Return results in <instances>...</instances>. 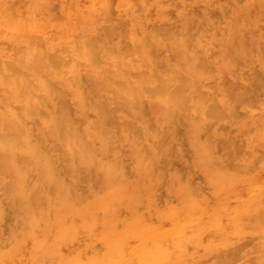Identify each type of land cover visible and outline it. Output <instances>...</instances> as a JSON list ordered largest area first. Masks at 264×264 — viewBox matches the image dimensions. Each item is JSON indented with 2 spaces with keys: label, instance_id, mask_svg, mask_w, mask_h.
Returning <instances> with one entry per match:
<instances>
[{
  "label": "rangeland",
  "instance_id": "374dc122",
  "mask_svg": "<svg viewBox=\"0 0 264 264\" xmlns=\"http://www.w3.org/2000/svg\"><path fill=\"white\" fill-rule=\"evenodd\" d=\"M262 24L264 0H0V264H264Z\"/></svg>",
  "mask_w": 264,
  "mask_h": 264
},
{
  "label": "bare ground",
  "instance_id": "6f19581e",
  "mask_svg": "<svg viewBox=\"0 0 264 264\" xmlns=\"http://www.w3.org/2000/svg\"><path fill=\"white\" fill-rule=\"evenodd\" d=\"M142 1H143V0H142ZM146 2H147V1H146ZM150 2H151V1H150ZM206 2H207V1H206ZM142 3H143V2H142ZM256 3H257V2H256ZM260 4H261V3H260ZM136 5H137V4H136ZM136 5H135V6H136ZM144 5H145V4H144ZM204 5H205V4H204ZM258 6H260V5L258 4ZM205 7H206V6H205ZM205 7H204V8H205ZM208 7H210V5L207 6V9H208ZM221 7H222V6H221ZM223 7H224V6H223ZM211 8H212V7H211ZM211 8H210V9H211ZM224 8H225V7H224ZM179 9H180V8H179ZM213 9H214V7H213ZM253 9H254V8H253ZM253 9H252V10H253ZM146 10H147V9H146ZM208 10H209V9H208ZM208 10H207V11H208ZM216 10H217V9H216ZM224 10H225V9H224ZM131 11H133V10H131ZM137 11H139V10H137ZM205 11H206V10H205ZM205 11H204V12H205ZM135 12H136V11H135ZM140 12H141V10H140ZM146 12H147V11H146ZM260 12H261V11H260ZM166 13H167V12H166ZM206 13H207V12H206ZM137 15H138V14H137ZM167 15H168V14H167ZM200 15H201V14H200ZM259 16H260V15H259ZM177 17H178V16H177ZM199 17H200V16H199ZM209 17H210V16H209ZM257 17H258V16H257ZM142 19H143V18H142ZM178 19H180V18H178ZM195 19L198 20L197 18H195ZM195 19H194V20H195ZM206 19H207V18H206ZM139 20H141V18H140ZM205 21H206V20H205ZM191 22L193 23V21H191ZM254 22H255V21H254ZM254 22H253V23H254ZM187 23H188V22H187ZM261 23H262V22H261ZM190 24H191V23H190ZM193 24H194V23H193ZM193 24H191V25H193ZM199 24H200V23H199ZM207 24H208V23H207ZM146 25H147V24H146ZM200 25H201V24H200ZM205 25H206V24H205ZM214 26H215V24H214ZM254 26H255V25H254ZM256 26L258 27L257 24H256ZM256 26H255V27H256ZM262 26L264 27L263 24H262ZM153 27L155 28V26H153ZM157 27H158V26H157ZM198 27H199V26H198ZM241 27H242V26H241ZM145 28H146V27H145ZM190 29H191V28H190ZM232 29H233V28H232ZM241 29H242V28H241ZM254 29H255V28H254ZM148 30H149V29H148ZM151 30H154V29H151ZM221 30H222V28H221ZM96 31H97V30H96ZM161 31H163V30H161ZM169 31H170V28H169ZM184 31H185V30H184ZM189 31H191V30H189ZM258 31H259V30H258ZM260 31H261V30H260ZM167 32H168V30H167ZM191 32H192V31H191ZM143 33H144V32H143ZM163 33H164V31H163ZM168 33H169V32H168ZM242 33H243V32H242ZM258 33H260V32H258ZM96 34H97V35H96ZM96 34H95V35L98 36V33H97V32H96ZM158 34H159V33H158ZM188 34H190V33H188ZM90 35H91V34H90ZM228 35H229V34H228ZM141 36H144V35H141ZM161 36H162V35H161ZM169 36H170V35H169ZM222 36H223V35H222ZM230 36H231V35H230ZM87 37H90V36H87ZM106 37H107V36H106ZM145 37H146V36H145ZM154 37H155V36H154ZM96 38H98V37H96ZM164 38L166 39L165 36H164ZM258 38H261V37L258 36ZM155 39H156V38H155ZM32 40H33V39H32ZM86 40H87V38H86ZM182 40H183V39H182ZM190 40H191V39H190ZM26 41H27V40H26ZM36 41H37V40H36ZM84 41H85V40H83V42H84ZM78 42H80V41H78ZM88 42L91 43V42H93V41L89 40ZM98 42H99V41H98ZM145 42H147V41H145ZM201 42H202V41H201ZM258 42H259V41H258ZM147 43H149V42H147ZM158 43H159V42H158ZM244 43H245V42H244ZM34 44H35V43H34ZM37 44H38V43H37ZM67 44H68V43H67ZM77 44H78V43H77ZM96 44H98V43L96 42ZM96 44H94V45H91V44H90V45H91V46H89L90 48L88 47L89 49H92L91 47L94 46L93 49H92V53H94V54L92 55L93 57H95L94 55H95V53H96V51H94V50H95V47H96V49H97V45H96ZM183 44H184V43H183ZM183 44H181V46H182ZM197 44L200 45L201 43H197ZM255 44H256V43H255ZM25 45H26V44H25ZM32 45H33V43H32ZM62 45H63V44H62ZM69 45H70V44H69ZM71 45H72V44H71ZM78 45L80 46V44H78ZM84 45H85V43H84ZM262 45H263V44H262ZM40 46H41V45H40ZM59 46H61V45L59 44ZM64 46H66V45H64ZM67 46H68V45H67ZM74 46H77V45H74ZM100 46H101V45H100ZM105 46H106V45H105ZM148 46H149V45H148ZM184 46H185V45H184ZM196 46H197V45H196ZM200 46H201V45H200ZM80 47H81V46H80ZM85 47H86V45H85ZM101 47H102V46H101ZM122 47H123V46H122ZM198 47H199V46H198ZM198 47H197V48H198ZM230 47H231V46H230ZM25 48H26V47H25ZM25 48H24V49H25ZM38 48H39V47H38ZM67 48H68V47H67ZM67 48H66V51H67ZM88 48H87V49H88ZM107 48H108V47H107ZM107 48H105V49H107ZM195 48H196V47H195ZM200 48H201V47H200ZM263 48H264V47H263ZM40 49H41V48H40ZM80 49H81V48H80ZM98 49H99V48H98ZM105 49H104V50H105ZM109 49H110V48H108V50H109ZM113 49H114V48H113ZM113 49H110L111 52H112ZM149 49H150V48H149ZM183 49H184V48H183ZM233 49H234V48H233ZM261 49H262V48H261ZM261 49H259V50H261ZM30 50H32V49H30ZM52 50H53V49H52ZM75 50H76V49H75ZM121 50H123V49H121ZM121 50H120V52H118V51H116V50H115V51L113 50V52L116 53V54H117V52H118V53L120 54V53H121ZM184 50H185V49H184ZM228 50H229V49H228ZM244 50H245V48H244ZM262 50H263V49H262ZM22 51H23V50H22ZM25 51H26V50H25ZM56 51H57V50H56ZM56 51H55V52H56ZM78 51H79V50H78ZM78 51H77V52H78ZM81 51H82V50H81ZM150 51H151V50H150ZM155 51H156V50H155ZM194 51H195V49H194ZM222 51H223V50H222ZM235 51H236V50H235ZM30 52H31V51H30ZM33 52H35V51H33ZM52 52H53V51H52ZM55 52H54V54H55ZM85 52H87V51H85ZM88 52H89V50H88ZM90 52H91V50H90ZM153 52H154V51H153ZM183 52L185 53V51H183ZM195 52H196V51H195ZM250 52H251V51H250ZM50 53H51V52H50ZM128 53H130V52H128ZM145 53H146V52H145ZM184 53H183V54H184ZM199 53H200V52H199ZM201 53H202V52H201ZM203 53H204V52H203ZM260 53H261V51H260ZM77 54H78V53H77ZM84 54H85V53H84ZM108 54H109V53H108ZM119 54H117V56H118ZM147 54H148V53H147ZM153 54H154V53H153ZM197 54H198V53H197ZM243 54H244V53H243ZM261 54H262V53H261ZM27 55H29V54H27ZM27 55H25V56H27ZM69 55H70V54H69ZM80 55H81V53H80ZM110 55H111V54H110ZM150 55L152 56V54H150ZM154 55H155V54H154ZM156 55H157V54H156ZM192 55H193V54H192ZM198 55H199V54H198ZM105 56H106V55H105ZM123 56H124V55H123ZM194 56H195V55H194ZM231 56H232V55H231ZM33 57H34V56H33ZM42 57H43V56H42ZM80 57H81V56H80ZM130 57H131V54H130ZM137 57H138V56H137ZM154 57H156V56H153V58H154ZM166 57H167V56H166ZM204 57H205V56H204ZM260 57H261V56H260ZM64 58H65V57H64ZM70 58H71V57H70ZM87 58H88V57H87ZM91 58H92V57H91ZM91 58H90V59H91ZM168 58H169V57H168ZM198 58H199V57H198ZM232 58H233V57H232ZM261 58H262V57H261ZM263 58H264V54H263ZM6 59H7V58H6ZM27 59H28V58H27ZM42 59H43V58H42ZM65 59H66V58H65ZM68 59H69V57H68ZM92 59H94V58H92ZM151 59H152V58H151ZM207 59H208V58H207ZM259 59H260V58H259ZM0 60H1V59H0ZM4 60H5V59H4ZM4 60H3V61H4ZM8 60H9V59H8ZM29 60H30V59H29ZM45 60H46V59H45ZM45 60H44V61H45ZM66 60H67V59H66ZM70 60H71V59H69V61H70ZM94 60H95V59H94ZM94 60H92V61H94ZM97 60H98V59H97ZM152 60H154V59H152ZM197 60H198V59H197ZM236 60H237V59H236ZM241 60H242V58H241ZM9 61H11V60H9ZM30 61H31V60H30ZM49 61H51V59H50ZM54 61H55V60H54ZM69 61H68V62H69ZM88 61H89V60H88ZM92 61H91V62H92ZM159 61H160V60H159ZM228 61H229V59H228ZM259 61H260V60H259ZM4 62H5V61H4ZM23 62H24V61H23ZM41 62H42V61H41ZM95 62H96V61H95ZM117 62H118V61H117ZM190 62H191V61H190ZM234 62L236 63V61H234ZM43 63H44V62H43ZM46 63H47V62H45V64H46ZM61 63H62V62H61ZM63 63H64V62H63ZM63 63H62V64H63ZM253 63H254V62H253ZM3 64H4V63H3ZM5 64H6V62H5ZM39 64H40V63H39ZM45 64H44V65H45ZM64 64H66V62H65ZM67 64H68V63H67ZM67 64H66V65H67ZM97 64H98V63H97ZM136 64H137V63H136ZM210 64H211V63H210ZM1 65H2V64H1ZM1 65H0V68H2ZM50 65H52V64H50ZM90 65H91V64H90ZM118 65H119V64H118ZM140 65H141V64H140ZM155 65H156V64H155ZM195 65H196V64H195ZM199 65H200V64H199ZM233 65H234V63H233ZM250 65H251V64H250ZM263 65H264V64H263ZM19 66H21V65H19ZM28 66H29V65H28ZM28 66H27V68H28ZM57 66H58V63H57ZM63 66H64V65H63ZM91 66H92V65H91ZM134 66H135V65H134ZM246 66H249V65H246ZM253 66H255V64H254ZM4 67L6 68V65H4ZM64 67H65V66H64ZM143 67H145V66H143ZM170 67H171V66H170ZM179 67H180V66H179ZM243 67H244V66H243ZM255 67H256V66H255ZM30 68H31V67H30ZM42 68H43V67H42ZM49 68H50V67H49ZM51 68H52V67H51ZM158 68H159V67H158ZM174 68H175V67H174ZM199 68H200V67H199ZM199 68H198V69H199ZM211 68H212V67H211ZM249 68H251V66H250ZM249 68H248V69H249ZM256 68H257V67H256ZM15 69H16V67H15ZM19 69H20V68H19ZM40 69H41V67H40ZM43 69H44V68H43ZM150 69H151V68H150ZM161 69H163V68L161 67ZM201 69H202V68H201ZM243 69H244V68H243ZM245 69H246V68H245ZM20 70H21V69H20ZM78 70H79V69H78ZM112 70H113V69H112ZM143 70H144V69H143ZM206 70L208 71V68H206ZM206 70H205V71H206ZM258 70H259V69H258ZM263 70H264V69H263ZM5 71H6V70H5ZM8 71H10V70H8ZM8 71H6L8 77H10L11 75L14 76V74H15V71H14V70H11V71L14 72V74H12V72H10V74H9ZM18 71H19V70H17V72H16L17 74H18V73L21 74V73L23 72V71H22V72L20 73V72H18ZM27 71H28V70H27ZM35 71H36V70H35ZM152 71H153V68H152ZM165 71H166V70H165ZM170 71H171V70H170ZM172 71H173V70H172ZM174 71H175V70H174ZM202 71H204V70H202ZM246 71H247V70H246ZM254 71H255V69L253 70V72H252V70H251V72H252L253 74H255V72H256V73L260 72V71H258V72H257V71L254 72ZM1 72L4 73L3 71L0 70V73H1ZM62 72H63V71H62ZM146 72H147V71H146ZM153 72H154V73H153ZM153 72H151V73H153V74H151V75L156 76V75H155V71H153ZM177 72H178V71H177ZM179 72H180V71H179ZM179 72H178V73H179ZM183 72H184V71H183ZM231 72H232V71H231ZM231 72H230V73H231ZM251 72H249V73H250L249 75H250V77L253 78L254 75L251 74ZM24 73H26V72H24ZM77 73H78V72H77ZM96 73H97V72H96ZM102 73H103V72H102ZM147 73H148V72H147ZM165 73H167V71H166ZM171 73H172V72H171ZM173 73H174V72H173ZM235 73H236V72H235ZM244 73H245V72H244ZM260 73H262V71H261ZM5 74H6V73H5ZM36 74H37V73H36ZM40 74H42V73H40ZM141 74H142V73H141ZM141 74H140V75H141ZM202 74H203V73H202ZM232 74H233V73H232ZM245 74H246V73H245ZM24 75H25V74H24ZM92 75H93V74H92ZM121 75H122V74H121ZM129 75H131V74H129ZM174 75H175V74H174ZM174 75H173V76H174ZM179 75H180L179 77L182 76V74H179ZM240 75H241V73H240ZM246 75H247L246 77L248 78V74H246ZM251 75H253V76H251ZM255 75H256V74H255ZM2 76H3V75H2ZM43 76H44V75H43ZM78 76H79V75H78ZM131 76H132V75H131ZM137 76H138V75H137ZM149 76H150V75H149ZM158 76H159V74H158ZM158 76H156V78H153V79H158V78L160 77V76H159V77H158ZM243 76H244V74H243ZM256 76H257V75H256ZM259 76L262 77V76H263V73H262V75H259ZM259 76H258V77H259ZM4 77L6 78L7 76L5 75V76H3V78H4ZM8 77L6 78L7 81L3 79L4 82L7 83L9 80H11V79H9ZM15 77H16V78H14V79L16 80V79H17V75H16ZM24 77H25V76H24ZM56 77H57V76H56ZM147 77H148V76H147ZM170 77H171V75H170ZM174 77H177V78H178V75L176 74V76H174ZM174 77H173V78H174ZM209 77H211V76H209ZM246 77H245V78H246ZM10 78H11V77H10ZM26 78H27V76H26ZM37 78H38V77H37ZM59 78H60V76L58 77V79H59ZM137 78L139 79V77H137ZM137 78H136V79H137ZM148 78H149V77H148ZM148 78H147V79H148ZM151 78H152V77H151ZM167 78H169V77H168V74H167V77H166V78H162V79H167ZM177 78H175V79H177ZM181 78H182V77H181ZM184 78H185V76L182 78V80H183L184 82H186ZM259 78H260V77H259ZM12 79H13V78H12ZM77 79H78V78H77ZM97 79H98V76H97ZM100 79H101V78H100ZM105 79H106V77H105ZM127 79H128V78H127ZM127 79L125 78V80H127ZM134 79H135V78H134ZM136 79H135V81H137ZM147 79H144V80H147ZM159 79H160V78H159ZM169 79H172V77L169 78ZM169 79H168V80H169ZM250 79H251V78H250ZM256 79H257V78H256ZM3 80H0V81H3ZM30 80H31V79H30ZM79 80H80V78H79ZM112 80H113V79H112ZM125 80H124V81H125ZM142 80H143V79H142ZM144 80H143V81H144ZM173 80H174V79H173ZM180 80H181V79H180ZM219 80H220V79H219ZM246 80H247V79H246ZM246 80H245V81H246ZM248 80H249V78H248ZM259 80H260V79H259ZM261 80H262V79H261ZM12 81H14V80H12ZM22 81H23V80H22ZM80 81H81V80H80ZM117 81H118V80H117ZM132 81L134 82V80H132ZM176 81H177V80H176ZM15 82H16V84L18 85V83H17V82H18V79H17ZM23 82H24V81H23ZM27 82H28V79H27ZM31 82H32V81H31ZM103 82H104V81H103ZM106 82H107V81H106ZM133 82H132V83H133ZM140 82H141V81H140ZM156 82H157V81H156ZM178 82H179V79H178ZM247 82H248V81H247ZM256 82H258V79H257ZM6 83H5V84H6ZM11 83H13V82H11ZM11 83H10V84H11ZM28 83H29V82H28ZM76 83H77V82H76ZM158 83H159V84H158ZM168 83H169V82H168ZM172 83H174V82L172 81ZM172 83H171V85H172ZM186 83H187V82H186ZM191 83H192V82H191ZM204 83H205V82H204ZM213 83H214V82H213ZM229 83H230V82H229ZM259 83H261V85H262V81H261V82L259 81ZM259 83H258V84H259ZM2 84H3V83H2ZM52 84H53V83H52ZM141 84H142V83H140V85H141ZM169 84H170V83H169ZM181 84H182V81H181ZM227 84H228V83H227ZM238 84H242V83H238ZM255 84H256V83H255ZM14 85H15V84H14ZM26 85H27V83H26ZM43 85H44V84H43ZM45 85H48V86H49V82H48V83L46 82ZM53 85H54V84H53ZM114 85H115V81H114ZM121 85H122V84H121ZM143 85H144V84H143ZM157 85H160V82H157ZM161 85H162V86H159V87L162 88V89L160 88L161 90L165 89V87H166V89L169 87V85H168L167 83H166L167 86H165V84H161ZM163 85L165 86L164 88H163ZM173 85H175V84H173ZM203 85H204V84H203ZM203 85H202V86H203ZM220 85H221V84H220ZM225 85H226V84H225ZM243 85H244V84H243ZM115 86H116V85H115ZM150 86H152V85H150ZM189 86H190V85H189ZM257 86H259V85H257ZM19 87H20V86H19ZM19 87H18V88H19ZM24 87H28V86H24ZM71 87H72V86H71ZM119 87H120V86H119ZM123 87L127 88L126 86H122L121 89H123ZM130 87H131V86H130ZM141 87H142V86H141ZM144 87H145V86H144ZM144 87H143V88H144ZM147 87H148V88H151V87H149V86H147ZM159 87H157V88L155 89V87L153 86V88L158 92V94H160V92H161V90L159 91ZM172 87H173V86H172ZM174 87H175V88H174ZM174 87H173L174 91H176V92L178 93V91L176 90V88H178L177 84H176V86H174ZM205 87H206V85H205ZM213 87H214V86H213ZM238 87H240V86H238ZM242 87H245V85L242 86ZM250 87H251V86H250ZM16 88H17V87H16ZM31 88H32V87H31ZM103 88H104V87H103ZM210 88H211V87H210ZM227 88H228V87H227ZM227 88H226V89H227ZM245 88H246V87H245ZM247 88H248V87H247ZM251 88H253V87H251ZM257 88H260V87H257ZM1 89H2V88H1ZM1 89H0V90H1ZM26 89H27V88H26ZM36 89H37V88H36ZM57 89H58V88H57ZM74 89H75V88H74ZM128 89H129V88H128ZM141 89H142V88H141ZM145 89L148 90L147 88H145ZM173 89L171 88L170 90H173ZM201 89H202V88H201ZM212 89H213V88H212ZM232 89H233V88H232ZM240 89H241V87H240ZM261 89H262V86H261ZM19 90H20V89H19ZM149 90H150V89H149ZM155 90H154V91H155ZM180 90H181V89H180ZM205 90H206V89H205ZM238 90H239V88H236V89H235V91H238ZM249 90H250V89H248V90H245V89H244V92H245V91L248 92ZM255 90H256V88H255ZM257 90H258V89H257ZM257 90H256V91H257ZM23 91H24V90H23ZM28 91H29V88H28ZM60 91H61V90H60ZM74 91H76V90H74ZM143 91H144V89H143ZM150 91H153V90L151 89ZM156 91H155V93H157ZM211 91H212V90H211ZM251 91H252V90H251ZM258 91H259V90H258ZM17 92H18V91H17ZM50 92H52V91H50ZM57 92H58V91H57ZM57 92H56V93H57ZM81 92H82V91H81ZM126 92H127V91H126ZM144 92H145V91H144ZM168 92H170V94H169V99H170V98H172L173 96H172V97L170 96V95H171V91H168ZM172 92H173V91H172ZM176 92H175L174 94H176ZM246 92H245V93H246ZM254 92H255V91H254ZM61 93H62V92H61ZM79 93H80V92H79ZM151 93H152V94H151ZM151 93H150V94L153 95L154 92H151ZM155 93H154V94H155ZM164 93H165V92H164ZM181 93H183V92H181ZM250 93L252 94V92H250ZM10 94H11V93H10ZM25 94H27V93L25 92ZM81 94H82V93H81ZM150 94H148V95H150ZM166 94H167V93H166ZM174 94H173V95H174ZM227 94H228V93H227ZM229 94H230V93H229ZM234 94H235V92H234ZM242 94H243V96H244V93H242ZM242 94H241V95H242ZM28 95H29V93H28ZM65 95H66V93H65ZM65 95H64V96H65ZM148 95H146V96H148ZM151 95H150V97H151ZM161 95H162V94H161ZM176 95H178V94H176ZM180 95H181V94H180ZM218 95H219V94H218ZM245 95H246V94H245ZM254 95H255V93L253 94V96H254ZM262 95H263V94H262ZM26 96H27V95H26ZM30 96H31V95H30ZM132 96H133V95H132ZM157 96H158V95H157ZM159 96H160V95H159ZM199 96H200V95H199ZM221 96H222V95H221ZM225 96H229V95H226V94H225ZM235 96H237V95H235ZM239 96H240V95H239ZM260 96H261V95H260ZM263 96H264V95H263ZM16 97H17V96H16ZM60 97H62V96H60ZM144 97H145V96H144ZM160 97H163V96H160ZM201 97H202V95H201ZM201 97H199V99H200ZM206 97H207V96H206ZM34 98H35V97H34ZM78 98H79V97H78ZM82 98H83V96H82ZM88 98H89V97H88ZM197 98H198V97H197ZM255 98H256V97H255ZM262 98H263V97H262ZM7 99H8V98H7ZM29 99H30V98H29ZM36 99H37V98H36ZM80 99H81V98H80ZM94 99H95V98H94ZM161 99H162V98H161ZM163 99H164V98H163ZM173 99H174V97H173ZM202 99H203V98H202ZM5 100H6V99H5ZM61 100H62V99H61ZM134 100H135V99H134ZM170 100H171V99H170ZM203 100H204V102H205V99H203ZM223 100H224V99H223ZM229 100H230V99H229ZM239 100H240V99H239ZM248 100H249V99H248ZM250 100H251V99H250ZM252 100H255V99H252ZM258 100H259V99H258ZM55 101H56V100H55ZM167 101H168V99H167ZM211 101H213V100H211ZM211 101H210V102H211ZM235 101H236V100H234V103H235V104H233V105H236V104L239 102V101H238V102H235ZM240 101H241V100H240ZM261 101H262V100H261ZM3 102H4V100H3ZM61 102H62V101H60V103H61ZM171 102H172V101H171ZM175 102H176V103H175ZM175 102H172V103H174V104H175L174 106L176 107L177 104H178V100L175 101ZM180 102H183V101H180ZM201 102H202V101H201ZM201 102H198V103H201ZM223 102H224V101H223ZM232 102H233V101H232ZM5 103H6V102H4V104H5ZM29 103H30V102H29ZM29 103H28V105H29ZM65 103H66V102H65ZM81 103H82V102H81ZM99 103H100V102H99ZM167 103H168V102H167ZM213 103H214V102H213ZM227 103H228V102H227ZM239 103H240V102H239ZM61 104H62V103H61ZM201 104H202V103H201ZM206 104H207V103H206ZM209 104H210V103H209ZM8 105H9V104H8ZM31 105H32V104H31ZM38 105H39V104H38ZM53 105H54V104H53ZM62 105H63V104H62ZM62 105H61V108H62ZM66 105H68V104H66ZM167 105H168V104H167ZM213 105H214V104H213ZM237 105L239 106V104H237ZM240 105H241V103H240ZM246 105H247V104H245V106H246ZM248 105H249V104H248ZM252 105H253V104H252ZM252 105H249V106L252 107ZM43 106H46V104L44 103ZM64 106H65V105H64ZM194 106H196V105H194ZM207 106H208V105H206V107H205L206 110H207V108L210 107V106H208V107H207ZM214 106H215V105H214ZM33 107H34V106H33ZM59 107H60V106H59ZM59 107H58V105H57V108H59ZM94 107H95V106H94ZM99 107H100V106H99ZM215 107L217 108V106H215ZM218 107H219V106H218ZM10 108H11V106H10ZM12 108H13V107H12ZM35 108H36V107H35ZM35 108L32 109V107H31V109H32L31 112H33V110H35ZM100 108H101V107H100ZM102 108H103V106H102ZM106 108H108V105H107ZM173 108H174V107H173ZM202 108H204V107H202ZM241 108H242V107H241ZM252 108H253V107H252ZM252 108H251V109H252ZM59 109H60V108H59ZM65 109H66V110H65V111L62 110V112H63V111H64V112H67V108H66V107H65ZM95 109H96V107H95ZM108 109H109V108H108ZM108 109L106 110L107 112H108ZM134 109H135V108H134ZM187 109H188V108H187ZM212 109H213V108L211 107V109H210V108L208 109L209 111L207 110V111H204L203 113H205V115L208 113L207 116H209V117H211L213 113H215V114L218 113L217 111L215 112V108L213 109L214 112H212ZM39 110H40V109H39ZM49 110H50V109H49ZM164 110H165V109H164ZM172 110H173V109H172ZM185 110H186V109H185ZM217 110L221 111L220 108L217 109ZM222 110H223V109H222ZM232 110H233V109H232ZM235 110H236V109H235ZM11 111H12V110H11ZM15 111H16V109H15ZM40 111H41V110H40ZM53 111H54V110H53ZM58 111H59V110H58ZM60 111H61V110H60ZM104 111H105V110H104ZM109 111H110V110H109ZM174 111H175V110H174ZM186 111H187V110H186ZM197 111H198V110H197ZM210 111H211V112H210ZM257 111H258V110H257ZM16 112H17V111H16ZM34 112H35V111H34ZM34 112H33V113H34ZM41 112H43V111H41ZM55 112H56V111H55ZM74 112H75V111H74ZM74 112H73V113H74ZM77 112H78V111H77ZM100 112H101V111H100ZM221 112H222V111H221ZM243 112H244V111H243ZM249 112H250V111H249ZM1 113H2V112H1ZM35 113H36V112H35ZM137 113H138V112H137ZM211 113H212V114H211ZM223 113H224V111H223ZM231 113H233V112H231ZM231 113H230V114H231ZM235 113H236V112H235ZM235 113H233V114H235ZM26 114H27V113H26ZM30 114H31V113H30ZM30 114H29V115H30ZM45 114H46V113H45ZM54 114H55V113H54ZM56 114H57V113H56ZM68 114H69V112H68ZM103 114H104V113H103ZM194 114H195V112H194ZM236 114H237V113H236ZM31 115H32V114H31ZM34 115H35V114H34ZM108 115H109V114H108ZM172 115H174V113H172ZM217 115H218V114H217ZM219 115H221V114L219 113ZM222 115H223V114H222ZM228 115H229V114H228ZM14 116H15V115H14ZM16 116H17V115H16ZM27 116H28V115H27ZM47 116H49V115H47ZM66 116H67V115H66ZM66 116H65V117H66ZM110 116H111V115H110ZM167 116H168V115H167ZM182 116H183V115H182ZM223 116H227V115L224 113ZM230 116H231V115H230ZM21 117H22V116H21ZM39 117H40V116H39ZM45 117H46V116H45ZM68 117H69V116H68ZM101 117H102V116H101ZM114 117H115V116H114ZM114 117H113V118H114ZM130 117H131V116H130ZM169 117H170V116H169ZM218 117H219V116H218ZM218 117H217V118H218ZM255 117H256V116H255ZM2 118H3V117H2ZM2 118H1V119H2ZM56 118H57V117H56ZM63 118H64V117H63ZM76 118H79V117H76ZM161 118H162V117H161ZM172 118H173V116H172ZM193 118H194V117H193ZM206 118H207V117H206ZM211 118H213V116H212ZM214 118H215V116H214ZM214 118H213V119H214ZM49 119H50V118H49ZM66 119L68 120V118H66ZM96 119H97V118H96ZM99 119H100V118H99ZM110 119H111V118H110ZM168 119H169V118H168ZM170 119H171V118H170ZM207 119H208V118H207ZM263 119H264V118H263ZM5 120H6V119H5ZM23 120H24V119H23ZM23 120H22V118H21V121H23ZM30 120H31V119H30ZM46 120H47V118H46ZM58 120H59V119H58ZM69 120H72V119H69ZM69 120H68V121H69ZM104 120H105V119H104ZM107 120H108V119H107ZM116 120H117V119H116ZM205 120H206V119H205ZM3 121H4V120H3ZM9 121H10V120H9ZM100 121H101V120H100ZM229 121H230V120H229ZM263 121H264V120H263ZM16 122H17V121H16ZM24 122H25V121H23V123H24ZM76 122H77V120H76ZM76 122H74V124H75ZM119 122H120V121H119ZM211 122H212V120H211ZM211 122H208V123L210 124ZM3 123H4V122H3ZM33 123H34V122H33ZM58 123H59V122H58ZM166 123H167V122H166ZM208 123H207V124H208ZM254 123H255V122H254ZM25 124H26V123H25ZM29 124H30V123H29ZM36 124H37V123H36ZM66 124H67V122H66ZM68 124H69V123H68ZM93 124H94V123H93ZM116 124H117V123H116ZM171 124H172V123H171ZM166 125H167V124H166ZM202 125H203V124H202ZM202 125H201V126H202ZM205 125H206V124H205ZM20 126H23V125H20ZM27 126H28V124H27ZM37 126H38V125H37ZM66 126H68V125H66ZM71 126H72V125H71ZM71 126H70V127H71ZM208 126H209V125H208ZM2 127H3V126H2ZM53 127H54V126H53ZM90 127H91V126H90ZM97 127H98V126H97ZM100 127H101V126H100ZM116 127H117V126H116ZM121 127H122V125H121ZM167 127H168V126H167ZM175 127H176V125H175ZM198 127H199V126H198ZM5 128H6V127H5ZM10 128H11V127H10ZM35 128H36V127H35ZM35 128H34V129H35ZM75 128H76V127H75ZM199 128H200V127H199ZM250 128H251V127H250ZM70 129H71V128H70ZM119 129H120V128H119ZM136 129H137V128H136ZM162 129H163V128H162ZM164 129H167V128H164ZM203 129H204V128H203ZM215 129H216V128H215ZM215 129H214V130H215ZM5 130H6V129H5ZM37 130H38V129H37ZM76 130H77V129H76ZM99 130H101V128H100ZM127 130H128V129H126L125 132H126ZM134 130H135V129H134ZM199 130H200V129H199ZM216 130H217V129H216ZM243 130H244V129H243ZM43 131H44V130H43ZM131 131H132V130H131ZM131 131H130V132H131ZM135 131L137 132V130H135ZM201 131H202V130H200V133H201ZM228 131H229V130H228ZM2 132H4V131H2ZM2 132H0V133H1L2 136H3V133H2ZM56 132H57V131H56ZM114 132H115V131H114ZM197 132H198V131H197ZM203 132H204V134L206 135L205 131H202V133H203ZM5 133H6V132H5ZM7 133H8V132H7ZM29 133H30V132H29ZM101 133H102V132H101ZM165 133H166V132H165ZM175 133H176V132H175ZM251 133H252V132H251ZM1 134H0V135H1ZM22 134H23V133H22ZM22 134H21V135H22ZM42 134H43V133H42ZM57 134H58V133H57ZM74 134H75V133H74ZM76 134L78 135V133H76ZM160 134H161V133H160ZM166 134H167V133H166ZM54 135H55V134H54ZM69 135H70V133L68 134V136H69ZM117 135H118V134H117ZM128 135H129V134H128ZM146 135H147V134H146ZM154 135H155V133H154ZM197 135H198V134H197ZM250 135H251V134H250ZM250 135H249V136H250ZM45 136H46V135H45ZM135 136H136V135H135ZM156 136H157V135H156ZM199 136H201V135H199ZM222 136H223V135H222ZM235 136H236V135H235ZM249 136H248V137H249ZM0 137H1V136H0ZM3 137H6V138H8V139L10 138V137H8V136H6V135H4ZM12 137H14V136H12ZM17 137H18V136H17ZM52 137H53V136H52ZM153 137H154V136H153ZM164 137H167V136L164 135ZM242 137H243V136H242ZM248 137H247V138H248ZM250 137H251V136H250ZM1 138H2V137H1ZM14 138H15V137H14ZM54 138H55V137H54ZM59 138H60V136H59ZM61 138H63V137H61ZM61 138H60V140H61ZM105 138H106V136H105ZM114 138H115V137H114ZM139 138H140V137H139ZM158 138H160V137H158ZM158 138H156V139H158ZM212 138H213V137H212ZM215 138H216V137H215ZM2 139H3V138H2ZM4 139H5V138H4ZM4 139H3V140H4ZM8 139H6V140H4V141H9ZM10 139H12V138H10ZM47 139H48V138H45L46 142H47ZM55 139H56V138H55ZM55 139H53V140H55ZM64 139H65V138H64ZM77 139H78V137H77ZM101 139H102V138H101ZM101 139H100V140H101ZM140 139H141V138H140ZM207 139H208V137H207ZM210 139H211V138H210ZM237 139H239V138H237ZM241 139H242V138H241ZM241 139H239V140H241ZM249 139H250V138H249ZM0 140H1V139H0ZM3 140H1V141H3ZM62 140H63V139H62ZM69 140H70V139H68V141H69ZM72 140H73V138H72ZM106 140L108 141V139H106ZM147 140H148V139H147ZM160 140H161V139H160ZM213 140H214V139H213ZM213 140H212V141H213ZM217 140H218V139H217ZM221 140H222V139H221ZM4 141H3V142H4ZM24 141H25V140H24ZM35 141H36V140H35ZM48 141H49V140H48ZM51 141H52V140H51ZM56 141H57V140H56ZM66 141H67V140H66ZM66 141L64 140V143H65ZM73 141H74V140H73ZM162 141H163V145H164L165 142H167V140H166L165 138H164ZM203 141L205 142L206 140H203ZM209 141H210V140H209ZM209 141H208V142H209ZM215 141H216V140H215ZM215 141H214V142H215ZM235 141H236V140H235ZM10 142H11V141H10ZM25 142H26V141H25ZM37 142H38V141H37ZM49 142H50V141H49ZM49 142H47V143H49ZM57 142H58V141H57ZM208 142H207V143H208ZM218 142H220V139H219ZM223 142H224V141H223ZM231 142H232V141H231ZM231 142H230V144H232ZM240 142H241V141H240ZM6 143H9V142H6ZM12 143H13V142H12ZM15 143H16V142H14V144H15ZM19 143H20V142H19ZM19 143H18V144H19ZM26 143H27V142H26ZM29 143H30V142H29ZM51 143H52V142H51ZM60 143H61V142H60ZM72 143H73V142H72ZM83 143H84V142H83ZM157 143H158V142H157ZM167 143H168V142H167ZM170 143H171V142H170ZM170 143H169V145H171ZM205 143H206V142H205ZM205 143H204V144H205ZM207 143H206V145H207ZM209 143H210V142H209ZM238 143H239V141H238ZM238 143H237V144H238ZM245 143H247V142H244V146H243V147H245V145H246ZM0 144H1V143H0ZM4 144H5V143H4ZM14 144H13V145H14ZM30 144H32V143H30ZM33 144H34V143H33ZM113 144H114V142H113ZM165 144H166V143H165ZM216 144H218V143H216ZM216 144H215V145H216ZM237 144H236V145H237ZM9 145H12V144L9 143ZM20 145H21V144H20ZM60 145H61V144H60ZM105 145H108V144H105ZM105 145H104V146H105ZM166 145H167V144H166ZM213 145H214V144H213ZM218 145H219V144H218ZM218 145H216V146L218 147ZM220 145H221V144H220ZM220 145H219V146H220ZM224 145H225V144H224ZM224 145H223V147H222V146H221V147H222L224 150H226L225 147H227V146H226V145L224 146ZM233 145H234V144H233ZM14 146H16V144H15ZM34 146L36 147L35 144H34ZM61 146H62V145H61ZM101 146H102V145H101ZM142 146H143V145H142ZM216 146H214V147H216ZM246 146H247V145H246ZM0 147H1V146H0ZM8 147H9V146H8ZM41 147H42V146H41ZM68 147H69V146H68ZM105 147H106V146H105ZM116 147H117V146H116ZM140 147H141V146H140ZM143 147H144V146H143ZM162 147H163V149H165L164 146H162ZM165 147H167V146H165ZM202 147H203V146H202ZM221 147H220V148H221ZM239 147H240V146H239ZM14 148H15V147H14ZM17 148H18V146H17ZM17 148H16V149H17ZM27 148H28V147H27ZM27 148H26V149H27ZM29 148H30V147H29ZM29 148H28V150H29ZM100 148H101V147H100ZM114 148H115V147H114ZM167 148H168V147H167ZM167 148H166V150H167ZM203 148H204V147H203ZM205 148H206V147H205ZM218 148H219V147H218ZM218 148H217V149H218ZM229 148H230V147H229ZM234 148H235V147H234ZM0 149H1V148H0ZM3 149H4V148H3ZM22 149H23V148H22ZM43 149H45V148H43ZM49 149L51 150V148H48V150H49ZM56 149H57V146H56ZM72 149H73V148H72ZM78 149H80V148H78ZM106 149H107V148H106ZM109 149H110V146H109ZM109 149H108V150H109ZM141 149H143V148L141 147ZM213 149H214V148H213ZM217 149L215 148V150H217ZM223 149H222V150H223ZM232 149H233V148H232ZM232 149L230 148V150H232ZM239 149H240V148H239ZM243 149H244V148H243ZM12 150H13V149H12ZM18 150H19V149H18ZM32 150H33V149H32ZM35 150H36V149H35ZM41 150H42V149H41ZM41 150H40V152H41ZM45 150H47V149H45ZM48 150H47V151H48ZM57 150H59V149H57ZM73 150H74V149H73ZM100 150H101V149H100ZM113 150H114V149H113ZM118 150H119V149H118ZM118 150H117V151H118ZM155 150H156V149H155ZM174 150H175V149H174ZM205 150H207V149H205ZM230 150H228V151H230ZM237 150H238V148H237ZM3 151H4V150H3ZM33 151H34V150H33ZM33 151H32V152H33ZM42 151H43V150H42ZM143 151H144V150H143ZM160 151H161V150H160ZM160 151H159V152L157 151V152H158V153H162L164 150H163L162 152H160ZM167 151H169V149H168ZM211 151H212V150H211ZM211 151H210V152H211ZM232 151H233V150H232ZM234 151H236V149H235ZM234 151H233V152H234ZM241 151H242V150H241ZM0 152H1V151H0ZM11 152H12V151H11ZM43 152H44V151H43ZM48 152H49V151H48ZM48 152H47V154H48ZM64 152H65V151H64ZM81 152H82V151H81ZM101 152H102V150H101ZM104 152H106V150H105ZM119 152H120V151H119ZM213 152H214V151H213ZM242 152H243V151H242ZM250 152H252V151H250ZM91 153H92V151H91ZM113 153H114V152H113ZM167 153H168V152H166V154H167ZM174 153H175V152H174ZM205 153H206V152H205ZM214 153H215V152H214ZM234 153H235V152H234ZM234 153H233V154H234ZM236 153H238V152H236ZM0 154H1V153H0ZM39 154H40V153H39ZM71 154L73 155V153H71ZM78 154H79V153H78ZM148 154H149V153H148ZM148 154H147V156H148ZM168 154H170V153H168ZM168 154H167V155H168ZM231 154H232V152H231ZM251 154H252V153H251ZM253 154H254V153H253ZM4 155H5V154H4ZM9 155H10V153H9ZM31 155H33V154H31ZM84 155H85V154H84ZM93 155H94V153H93ZM113 155H114V154H113ZM228 155H229V154H228ZM26 156H27V155H26ZM46 156H47V155H46ZM91 156H92V155H91ZM91 156H90V157H91ZM99 156H100V159H101V155H100V154H99ZM147 156L144 155V157H146V158H147ZM234 156H235V155H234ZM31 157H34V156H31ZM38 157H39V156H38ZM50 157H52V156H50ZM82 157H83V156H82ZM88 157H89V156H88ZM118 157H119V156H118ZM149 157H150V156H149ZM212 157H215V156L213 155ZM218 157H219V156H218ZM224 157H225V156H224ZM232 157H233V155H232ZM241 157H242V156H241ZM12 158H13V160H14V157H12ZM44 158H45V157H44ZM114 158H115V157H114ZM146 158H145V159H146ZM208 158H209V157H208ZM220 158H221V157H220ZM222 158H223V157H222ZM222 158H221V159H222ZM247 158H249V157H247ZM0 159H1V158H0ZM23 159H24V158H23ZM47 159H48V158H47ZM53 159H54V157H53ZM81 159H82V158H81ZM92 159H93V158H92ZM92 159H91V160H92ZM97 159H99V158L97 157ZM103 159H104V158H103ZM103 159H102V160H103ZM105 159H106V157H105ZM230 159H231V158H230ZM250 159H251V158H250ZM1 160H2V159H1ZM9 160H10V159H9ZM28 160H29V159H28ZM38 160H39V159H38ZM93 160H94V159H93ZM93 160H92V161H93ZM117 160H118V158L116 159V161H117ZM226 160H228V159H226ZM39 161H40V160H39ZM43 161H44V160H43ZM116 161H115V162H116ZM151 161H152V160H151ZM221 161H222V160H221ZM230 161H231V160H230ZM237 161H238V160H237ZM237 161H236V162H237ZM11 162H12V161H11ZM85 162H86V161H85ZM85 162H84V163H85ZM103 162H104V161H103ZM107 162H108V161H107ZM111 162H112V160H111ZM118 162H119V161H118ZM152 162H153V161H152ZM152 162H151V164H152ZM209 162H210V161H209ZM213 162H214V164L216 163L215 161H213ZM222 162H223V161H222ZM241 162H242V160H241ZM13 163H14V162H13ZM16 163H17V162H16ZM40 163H41V161H40ZM46 163H47V162H46ZM46 163H45V164H46ZM49 163L52 164L51 161H50V159H49ZM53 163H54V162H53ZM108 163H109V162H108ZM202 163H203V162H202ZM211 163H212V161H211ZM217 163H218V162H217ZM223 163H224V162H223ZM223 163H222V164H223ZM226 163H227V162H226ZM226 163H225V164H226ZM230 163H231V162H230ZM3 164H4V163H3ZM11 164H12V163H11ZM116 164H117V162H116ZM119 164H120V163H119ZM234 164H235V161H234ZM4 165H5V164H4ZM52 165H53V164H52ZM52 165H50V167H51ZM114 165H115V164H114ZM201 165H202V164H201ZM216 165H217V164H216ZM216 165H215V166H216ZM246 165H247V164H246ZM42 166H43V165H42ZM48 166H49V164H48ZM112 166H113V165H112ZM234 166H235V165H234ZM46 167H47V166H46ZM52 167H53V166H52ZM151 167H152V166H151ZM218 167H219V166H218ZM230 167H231V166H230ZM6 168H7V167H6ZM13 168H15V167H13ZM54 168H55V166H54ZM88 168H89V167H88ZM115 168H116V167H115ZM18 169H20V168H18ZM46 169H47V168H46ZM49 169H50V168H49ZM113 169H114V168H113ZM119 169H120V168H119ZM119 169H118V171H119ZM202 169H203V168H202ZM222 169H223V168H222ZM0 170H1V167H0ZM8 170H9V169H8ZM15 170H16V169H15ZM54 170H56V169H54ZM88 170H89V169H88ZM114 170H116V169H114ZM1 171H2V170H1ZM1 171H0V173H1ZM9 171H10V170H9ZM50 171H51V170H50ZM56 171H57V170H56ZM226 171H227V170H226ZM15 172H16V171H15ZM47 172H48V171H47ZM52 172H53V171H52ZM25 173H26V172H25ZM43 173H44V172H43ZM45 173H46V172H45ZM53 173H54V172H53ZM13 175H16V174H13ZM29 175H30V174H29ZM210 175H211V174H210ZM258 175H260V174H258ZM33 176H34V175H33ZM36 176H37V175H36ZM36 176H35V178H36ZM54 176H56V175L54 174ZM116 176H117V175H116ZM211 176H212V175H211ZM21 177H22V176H21ZM25 177H26V179H27L26 174H25ZM50 177L52 178V176H50ZM31 178H32V176H31ZM33 178H34V177H33ZM61 178H63V177H61ZM29 179H30V178H29ZM150 179H151V178H150ZM207 179H208V177H207ZM20 180H21V178H20ZM22 180H23V179H22ZM31 180H32V179H31ZM56 180H57V179H56ZM116 180H117V179H116ZM15 181H16V180H15ZM46 181H47V180H46ZM161 181H162V180H161ZM11 182H12V181H11ZM11 182H10V183H11ZM20 182H21V181H20ZM27 182H28V180H27ZM50 182H51V181H50ZM103 182H104V181H103ZM3 183H4V182H3ZM53 183H54V182H53ZM60 183H61V182H60ZM63 183H64V182H63ZM157 183H159V182L157 181ZM8 184H9V183H8ZM44 184H45V183H44ZM57 184H58V183H57ZM153 184H154V183H153ZM208 184H209V183H208ZM212 184H213V182H212ZM17 185H18V184H17ZM25 185H26V189H27V183H26ZM33 185H34V184H33ZM36 185H38V184H36ZM36 185H35V186H36ZM58 185H59V184H58ZM60 185H61V184H60ZM69 185H70V184H69ZM98 185H99V184H98ZM31 186H32V185H31ZM35 186H32V189H33V187H35ZM65 186H66V185H64V187H65ZM15 187H16V186H15ZM36 187H37V186H36ZM49 187H50V186H49ZM56 187H57V185H56ZM69 187H70V186H69ZM69 187H68V189H69ZM19 188H20V187H19ZM59 188H60V186H59ZM65 189H66V188H65ZM92 189H93V187H92ZM189 189H190V188H189ZM189 189H188V190H189ZM43 190H44V189H43ZM10 191H11V190H10ZM10 191H9V192H10ZM12 191H13V190H12ZM46 191H47V186H46ZM73 191H74V190H73ZM75 191H76V190H75ZM189 191H190V190H189ZM193 191H194V190H193ZM18 192H19V191H18ZM25 192H26V191H25ZM40 192H41V191H40ZM43 192H45V191H43ZM47 192H48V191H47ZM93 192H95V191L93 190ZM93 192H92V193H93ZM30 193H31V190H30ZM45 193H46V192H45ZM62 193H63V191H62ZM114 193H115V192H114ZM8 194H11V193H8ZM20 194H21V193H20ZM27 194H28V193H27ZM49 194H50V193H49ZM67 194H68V193H67ZM189 194H190V193H189ZM14 195H15V194H14ZM29 195H30V194H29ZM47 195H48V194H47ZM64 195H65V194H64ZM112 195H113V194H112ZM112 195H111V196H112ZM12 196H13V195H12ZM24 196H25V195H24ZM65 196H66V195H65ZM37 197H38V196H37ZM42 197H43V196H42ZM58 197H59V196H58ZM66 197H67V196H66ZM68 197H69V195H68ZM72 197H73V196H72ZM75 197H76V196H75ZM177 197H178V196H177ZM177 197H176V198H177ZM14 198H15V197H14ZM35 198H36V197H35ZM52 198H53V196H52ZM79 198H80V195H79ZM69 199H70V198H69ZM75 199H76V198H75ZM18 200H20V199H18ZM12 201H13V200H12ZM31 201H32V200H31ZM78 201H79V200H78ZM81 201H82V200H81ZM25 202H27V201H25ZM111 202H112V200H111ZM35 203H36V202H35ZM53 203H54V202L52 201V204H53ZM19 204H20V202H19ZM75 204H76V202H75ZM115 204H116V203H115ZM31 205H32V204H31ZM35 205H36V204H35ZM76 205H77V204H76ZM17 206H18V205H17ZM19 206H20V205H19ZM42 206H43V205H42ZM53 206H54V205H53ZM74 206H75V205H74ZM26 207H27V206H26ZM51 207H52V206H51ZM192 207H193V206H192ZM197 207H198V206H197ZM24 208H25V206H24ZM36 208H37V207H36ZM47 208H48V206H47ZM78 208H79V207H78ZM17 209H18V208H17ZM21 209H22V208H21ZM39 209H40V208H39ZM44 210H46V209H44ZM116 210H117V209H116ZM0 211H1V210H0ZM19 211H20V210H19ZM30 211H31V210H30ZM24 212L27 213V211H24ZM38 212H39V210H38ZM46 212H47V211H46ZM49 212H50V211H49ZM120 212H121V211H120ZM28 213H29V212H28ZM31 213H32V211H31ZM52 213H53V212H52ZM96 213H97V212H96ZM96 213H94V214H96ZM98 213H99V212H98ZM115 213H116V211H115ZM86 214H87V213H86ZM15 215H16V214H15ZM29 215H31V214H29ZM39 215H40V213H39ZM41 215H42V213H41ZM48 215H49V214H48ZM48 215H46V217H47ZM27 216H28V215H27ZM27 216H26V217H27ZM93 216H94V215H93ZM144 216H145V215H144ZM171 216H172V215H171ZM186 216H187V215H186ZM186 216H185V217H186ZM40 217H41V216H40ZM48 217H49V216H48ZM96 217H97V215H96ZM145 217H146V216H145ZM185 217H184V218H185ZM73 218H74V217H73ZM75 218H76V216H75ZM181 218H182V217H181ZM181 218H180V219H181ZM259 218H260V217H259ZM16 219H17V218H16ZM23 219H24V218H23ZM44 219H45V217H44ZM44 219H43V220L41 219V220L44 221ZM188 219H189V218H188ZM32 220H33V219H32ZM32 220H31V222H32ZM45 220H47V219H45ZM66 220H67V219H66ZM94 220L97 221V219H94ZM181 220H182V219H181ZM20 221H22V220L20 219ZM23 221H24V220H23ZM54 221H55V220H54ZM75 221H76V220H75ZM88 221H89V220H88ZM162 221H163V220H162ZM182 221H183V220H182ZM246 221H247V220H246ZM134 222H135V221H134ZM236 222H237V221H236ZM65 223H66V222H65ZM181 223H182V222H181ZM27 224H29V223H27ZM39 224H40V223H39ZM46 224H47V223H46ZM165 224H166V223H165ZM179 224H180V223H179ZM184 224H185V223H184ZM224 224H225V223H224ZM44 225H45V224H44ZM44 225H43V226H44ZM167 225H168V224H167ZM175 225H176V224H175ZM20 226H22V225H20ZM30 226H31V225H30ZM30 226H29V227H30ZM32 226H33V225H32ZM49 226H50V225H49ZM182 226H183V225H182ZM245 226H246V225H245ZM245 226H244V227H245ZM36 227H37V226H36ZM44 227L47 228V226H44ZM176 227H177V226H176ZM51 228H52V227H51ZM51 228H50V229H51ZM54 228H55V227H54ZM76 228H78V227H76ZM164 228H165V227H164ZM183 228H184V227H183ZM0 229H1V228H0ZM19 229H20V228H19ZM155 229H156V228H155ZM165 229H166V228H165ZM242 229H243V228H242ZM22 230H23V229H22ZM76 230H77V233H79V229H76ZM167 230H168V229H167ZM207 230H208V229H207ZM0 231H1V230H0ZM16 231H17V230H16ZM32 231H33V230H32ZM50 231H51V230H50ZM155 231H156V230H155ZM163 231H164V229H163ZM163 231H162V232H163ZM240 231H241V230H240ZM34 232H35V231H34ZM0 233H1V232H0ZM23 233H24V232H23ZM26 233H27V232H26ZM35 233H36V232H35ZM145 233H146V232H145ZM150 233H151V232H150ZM160 233H161V232H160ZM164 233H166V230H165ZM174 233H175V232H174ZM157 234H158V233H157ZM166 234H167V233H166ZM198 234H199V233H198ZM200 234H201V233H200ZM26 235H27V234H26ZM29 235H30V234H29ZM82 235H83V234H82ZM174 235H175V234H174ZM76 236H77V234H76ZM78 236H79V235H78ZM147 236H148V235H147ZM156 236H157V235H156ZM161 236H162V235H161ZM199 236H201V235H199ZM150 237H152V236L150 235ZM252 237H253V236H252ZM18 238H19V237H18ZM79 238H80V237H79ZM162 238H163V237H162ZM248 238H250V236H249ZM20 239H21V237H20ZM147 239H149V237H148ZM158 239H159V238H158ZM202 239H203V238H202ZM17 240H18V239H17ZM22 240H23V239H22ZM22 240H20V241L22 242ZM195 240H196V239H195ZM244 240H245V239H244ZM244 240H242V241H244ZM1 241H2V240H1ZM11 241H12V240H11ZM14 241H15V240H14ZM141 241H142V240H141ZM200 241H201V240H200ZM202 241H203V240H202ZM17 242H18V241H17ZM26 242H27V241H26ZM153 242H155V241H153ZM240 242H241V241H240ZM256 242H257V241H256ZM19 243H20V242H19ZM73 243H75V242H73ZM73 243H72V244H73ZM115 243H117V242L115 241ZM139 243H141V242H139ZM237 243H239V242H237ZM0 244H4V243H0ZM11 244H12V243H11ZM15 244H16V243H15ZM145 244H146V243H145ZM184 244H185V243H184ZM198 244H199V242H198ZM234 244H236V243H234ZM13 245H14V244H13ZM24 245H25V244H24ZM26 245H27V243H26ZM26 245H25V246H26ZM94 245H96V244H94ZM141 245H143V243H142ZM152 245H153V243H152ZM159 245H160V244H159ZM188 245H189V244H188ZM227 245H228V244H227ZM227 245H226V247H227ZM2 246H3V245H2ZM11 246H12V245H11ZM61 246H62V244H61ZM124 246H125V245H124ZM232 246H233V244H232ZM138 247H139V246H138ZM228 247H231V246L228 245ZM37 248H38V247H37ZM37 248H36V249H37ZM184 248H185V247H184ZM61 249H62V248H61ZM94 249H95V248H94ZM153 249H154V247H153ZM166 249H167V247H166ZM176 249H177V248H176ZM220 249H221V248H220ZM226 249H227V248H226ZM40 250H41V248H40ZM59 250H60V249H59ZM95 250H96V249H95ZM100 250H101V249H100ZM104 250H105V249H104ZM140 250H141V248H140ZM150 250H151V249H150ZM155 250H156V249H155ZM181 250H182V249H181ZM213 250H214V249H213ZM6 251H7V250H6ZM63 251H64V250H63ZM159 251H160V249H159ZM170 251H171V250H170ZM170 251H169V253H170ZM184 251H186V250H184ZM184 251H183V252H184ZM206 251H207V250H206ZM219 251H220V250H219ZM219 251H218V252H219ZM224 251H225V250H224ZM246 251H247V250H246ZM1 252H2V251H1ZM59 252H60V251H59ZM87 252H88V251H87ZM87 252H86V253H87ZM90 252H91V251H90ZM178 252H179V251H178ZM218 252H217V253H218ZM25 253H26V252H25ZM108 253H109V252H108ZM117 253H118V252H117ZM169 253H168V255H169ZM185 253H186V252H185ZM212 253H213V252H212ZM106 254H107V253H106ZM109 254H110V253H109ZM145 254H146V253H145ZM145 254H144V255H145ZM158 254H159V253H158ZM182 254H183V253H182ZM214 254H215V253H214ZM235 254H236V253H235ZM159 255H160V254H159ZM239 255H240V254H239ZM14 256H15V255H14ZM142 256H143V255H142ZM148 256H150V255H148ZM222 256H223V254H222ZM5 257H7V256H5ZM82 257H83V255H82ZM90 257H91V256H90ZM100 257H101V256H100ZM181 257H182V256H181ZM224 257H225V254H224ZM103 258H104V257H103ZM179 258H180V257H179ZM182 258H183V257H182ZM205 258H207V257H205ZM225 258H226V257H225ZM79 259H80V258H79ZM142 259H143V258H142ZM152 259H153V258H152ZM199 259H200V258H199ZM203 259H204V258H203ZM214 259H215V258H214ZM233 259H234V258H233ZM1 260H2V259H1ZM14 260H15V259H14ZM21 260H22V259H21ZM100 260H101V259H100ZM100 260H99V261H100ZM102 260H103V259H102ZM102 260H101V261H102ZM132 260H133V259H132ZM147 260H148V259H147ZM158 260H159V259H158ZM164 260H165V259H164ZM166 260H167V259H166ZM166 260H165V262H166ZM2 261H4V260H2ZM44 261H45V260H44ZM52 261H53V260H52ZM138 261H139V260H138ZM200 261H201V260H200ZM76 262H77V261H76ZM94 262H95V261H94ZM107 262H108V261H107ZM107 262H106V263H107ZM133 262H134V261H133ZM145 262H146V261H145ZM152 262H153V261H152ZM156 262H157V261H156ZM196 262H197V261H196ZM196 262H195V263H196ZM215 262H216V260H215ZM221 262H222V261H221ZM221 262H220V264H221ZM87 263H88V262H87ZM98 263H99V262H98ZM121 263H122V262H121ZM195 263H194V264H195ZM216 263H217V262H216ZM50 264H51V263H50ZM146 264H147V263H146ZM152 264H153V263H152ZM159 264H160V263H159ZM168 264H169V263H168ZM197 264H198V263H197ZM214 264H215V263H214ZM250 264H251V263H250Z\"/></svg>",
  "mask_w": 264,
  "mask_h": 264
}]
</instances>
